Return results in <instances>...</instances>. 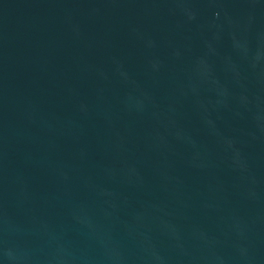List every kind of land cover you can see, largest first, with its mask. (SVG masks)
I'll list each match as a JSON object with an SVG mask.
<instances>
[{
  "label": "water",
  "instance_id": "water-1",
  "mask_svg": "<svg viewBox=\"0 0 264 264\" xmlns=\"http://www.w3.org/2000/svg\"><path fill=\"white\" fill-rule=\"evenodd\" d=\"M0 264H264V0H0Z\"/></svg>",
  "mask_w": 264,
  "mask_h": 264
}]
</instances>
